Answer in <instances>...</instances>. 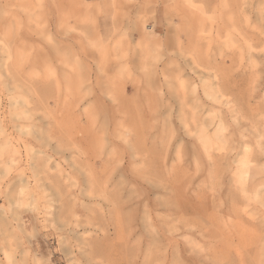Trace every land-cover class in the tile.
Listing matches in <instances>:
<instances>
[{
	"label": "rangeland",
	"instance_id": "1",
	"mask_svg": "<svg viewBox=\"0 0 264 264\" xmlns=\"http://www.w3.org/2000/svg\"><path fill=\"white\" fill-rule=\"evenodd\" d=\"M46 1L0 0V264H264V0H84L55 37Z\"/></svg>",
	"mask_w": 264,
	"mask_h": 264
},
{
	"label": "bare ground",
	"instance_id": "2",
	"mask_svg": "<svg viewBox=\"0 0 264 264\" xmlns=\"http://www.w3.org/2000/svg\"><path fill=\"white\" fill-rule=\"evenodd\" d=\"M83 1L84 0H47L44 4L38 6L40 11H35L37 14L36 16L38 17L39 15V17H41L40 19L45 23L48 22L49 25L52 23V27L45 30L50 36H62L67 32L64 27L67 25L68 19L73 16L80 18ZM31 16L35 15L32 14Z\"/></svg>",
	"mask_w": 264,
	"mask_h": 264
}]
</instances>
